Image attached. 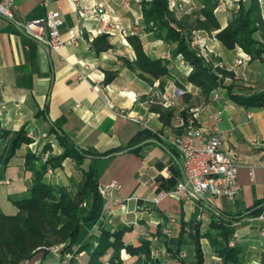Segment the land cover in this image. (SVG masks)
Wrapping results in <instances>:
<instances>
[{
	"label": "crops",
	"instance_id": "obj_1",
	"mask_svg": "<svg viewBox=\"0 0 264 264\" xmlns=\"http://www.w3.org/2000/svg\"><path fill=\"white\" fill-rule=\"evenodd\" d=\"M143 1L148 0H13L12 17L0 15V134L7 132L0 138V172L14 186L6 193H19L24 186L22 191L28 193L33 173L25 167L26 153L59 156L64 152L59 140L63 135L87 152L82 166L94 169L98 191L111 180L118 182V188L106 194L115 201L112 214L103 221H82L75 242L63 243L59 257L47 255L42 264H57L63 258L67 264H89L102 228L122 230L124 246L139 247L144 233L149 234L153 238L148 244L149 258L154 264H187V260L197 264L196 237L203 262L221 264L207 236L214 234L210 224L216 213L235 217L229 237L235 242L238 261L264 264V236L260 234L264 221L255 219L264 201V167L259 165L264 160V104L234 97L264 92V61L250 59L237 65V58L246 54L241 48H226L215 38L218 30H198L213 48V67L227 72L224 79L233 80L231 87L220 85L203 93L188 82L191 66L174 53V44L145 23ZM240 2L247 5L249 0L217 1L214 15L220 28L227 25ZM98 3L104 6L99 13L104 14L103 20L92 11ZM199 6L200 0H189L174 14L180 18ZM259 9L264 20V0H259ZM51 10L62 14L61 37L68 40V30L73 28L77 44L52 50L16 25L44 18ZM254 37L258 39L259 34ZM136 44L146 57L158 62L156 66L142 59L141 66L136 62ZM218 111L221 119L216 124L212 116ZM187 119L213 130L221 150L238 156L241 189L233 198L204 196L190 206L168 194L184 174L176 149L164 138L178 133L180 123ZM20 129L32 136L31 142L22 144L5 162L7 138ZM137 136L140 141L129 145ZM137 144L141 145L134 147ZM77 165L65 157L44 180L54 186H71L76 179L79 185L82 176ZM162 192L167 195L154 202ZM87 196L93 203L89 189L84 201ZM110 253L111 249L101 259L106 261ZM143 256L120 250L123 264H143Z\"/></svg>",
	"mask_w": 264,
	"mask_h": 264
},
{
	"label": "trees",
	"instance_id": "obj_2",
	"mask_svg": "<svg viewBox=\"0 0 264 264\" xmlns=\"http://www.w3.org/2000/svg\"><path fill=\"white\" fill-rule=\"evenodd\" d=\"M217 1L200 0L198 9L200 18L192 21H189V16L186 15L177 18L174 12L168 8V0L142 2L145 23L149 25L151 22L154 26V29L152 26H148L149 29L156 31L158 36L165 39L158 32V29H164L179 42L175 53L182 54L190 66L193 67L192 72L188 75V82L199 87L203 93H208L219 85L218 75L212 71V66L206 64L197 51L190 48V41L192 40L190 37L193 30H204L208 33L218 30L215 33V38L226 48L239 47L249 54L251 59L264 61V20L260 14L259 0H249L247 5L240 2L237 11L231 15L224 28H220L214 15ZM255 33L259 34V39L254 37ZM135 48L137 53L136 62L140 66L141 59L146 63L157 65L158 62L156 60H151L144 55L140 44H136ZM222 72L224 76L227 74L225 71ZM234 97L251 104H264V92L249 95L248 97L243 95H234ZM57 132L61 133L59 130ZM6 133L0 134V138ZM59 140L64 147V152L59 156L49 158L43 163L40 162L42 152L35 154L28 151L26 153L25 167L29 168L33 173L32 183L28 189V194L20 197H8L18 209L17 214H7L0 210V264L6 259L4 258L6 256L12 257V264L25 256L31 258L35 252L33 250H36L39 246H50L55 239L56 242L63 241L64 243L67 241V246H70L76 240L82 221L91 220L96 222L100 217L104 201L99 194L95 172L92 167L85 170L82 176L84 180L74 193L69 192L63 186H54L44 180L49 166L51 168L59 166L65 157H71L80 163L87 155V152L80 151L65 136L59 135ZM138 140L139 137L137 136L129 145H133ZM158 140L160 145L164 146L165 142L161 139ZM30 142L31 139L26 136L23 129L15 132L6 148L5 162L22 144ZM86 189L92 191L94 199L88 215L82 218L80 216V207L84 202ZM55 191L58 192V196ZM22 211H26L27 215H19ZM254 211H256V214L259 212L258 209ZM234 219L235 217L216 213V219L213 218L210 224L214 234L213 236H207L210 238L212 246L216 249L217 255L221 258V264H241L235 254V248L227 244ZM122 232V230L111 231L102 228L98 236L97 245L89 256V264H123L120 257L122 248L130 253H142L145 257L143 264L155 263L149 258L150 248L146 240H143L139 247L124 246L121 241ZM197 238L195 242L197 264H203V256ZM110 249L111 253L108 259L103 261L101 258Z\"/></svg>",
	"mask_w": 264,
	"mask_h": 264
},
{
	"label": "built area",
	"instance_id": "obj_3",
	"mask_svg": "<svg viewBox=\"0 0 264 264\" xmlns=\"http://www.w3.org/2000/svg\"><path fill=\"white\" fill-rule=\"evenodd\" d=\"M188 1L168 0V8L172 11L183 10ZM12 4L13 0H0V15L11 18L10 8ZM103 7L102 3H98L93 5L92 9L101 20L105 18L104 14L99 15ZM16 25L21 28L25 35L44 43L52 50H58L66 43L77 44L78 42L77 32L73 28L68 30V40H64L61 37L59 30L63 25V17L59 10L48 11L44 18L24 23L17 22ZM205 40L196 36H193L191 40V45L203 57H207L209 53H213V48L207 45ZM250 59L251 56L249 54H242L237 58L235 63L241 65ZM212 118L217 124L221 119V113L219 111L215 112ZM190 120L191 123H189L182 133L164 138L176 149L184 174V179L177 182L168 194L173 195L177 199L184 200L190 206L200 201L204 196L223 195L229 199L233 198L241 189L240 183L237 180L238 156L234 152L221 150L219 138L213 130L211 131L195 125L192 119ZM259 165L264 167V160L259 162ZM253 174V167H250L249 175L251 178H253ZM7 182V179L3 180L0 178L1 184ZM117 188L118 182L116 180H111L106 185L99 187V191L104 199L101 211L103 218L112 214L115 205L114 199L106 196V194L110 190ZM166 195L167 193L162 192L156 195L153 201L158 203ZM255 219L264 221V201L261 205V211ZM260 234L264 236V228L260 229ZM143 237L146 240H152V237L147 233H144ZM229 240L228 245L234 246V240ZM35 263L37 264V260ZM64 264H67V262H64Z\"/></svg>",
	"mask_w": 264,
	"mask_h": 264
},
{
	"label": "rangeland",
	"instance_id": "obj_4",
	"mask_svg": "<svg viewBox=\"0 0 264 264\" xmlns=\"http://www.w3.org/2000/svg\"><path fill=\"white\" fill-rule=\"evenodd\" d=\"M180 11V10H179ZM173 12H176V11H173ZM198 8L197 9H194L193 11L191 10L190 11V13L189 14H185L186 16H189V21H192V20H195L196 18H200L199 16V14H198ZM176 16V15H175ZM149 26H152V28L154 29V26H153V24L150 22V24H149ZM159 31L158 32H160L161 33V35L162 36H164L165 37V39L166 40H168L170 43H172V44H174L173 46H174V53H175V51L177 50V47H178V44H179V42L174 38V37H172L171 35H169L164 29H158ZM201 31H195V32H193L192 31V33H191V39H193V36H196V37H198V38H203V39H205V34H203V32H201ZM185 34V33H184ZM201 36H200V35ZM255 36V35H254ZM256 38V37H255ZM257 39V38H256ZM259 39V38H258ZM206 41V43H207V45H209L210 46V43L208 42V40H205ZM190 48L192 49V50H195V51H197L192 45H191V41H190ZM176 54V53H175ZM178 54H180V53H178ZM177 54V55H178ZM182 55V54H181ZM181 55L179 56L180 58H181ZM199 56L200 57H202L203 59H204V61L206 62V64H209V65H211L212 67V71L216 74V75H218V86H220V85H229V87H231L232 86V84H233V80L231 79H224V73L222 72L223 70L220 68V67H213V66H215V62H216V60H215V58L213 57V55H212V53H209L208 54V56L207 57H203V56H201L200 54H199ZM182 58L184 59V61L186 62V64H188V65H190L189 63H188V61L187 60H185V58L182 56ZM215 61V62H214ZM192 70H193V67L191 66V72H192ZM190 72V73H191ZM192 84V83H191ZM199 88V87H198ZM183 88H181L180 90H182ZM191 90H192V87H191ZM189 91V90H188ZM189 92H191L192 93V91H189ZM190 105V107H192V101H191V103H189ZM189 118V117H188ZM191 120H186V121H184V122H181L180 123V125H179V127L178 128H180V130H179V132L178 133H173V135H176V134H180V133H182L183 132V130L184 129H186L187 127H188V125H189V123H191L190 122ZM7 137V136H6ZM13 138V136L11 135V136H8V138H7V143H6V147L9 145V143H10V141H11V139ZM29 138H32V136H29ZM167 142V141H166ZM168 143V142H167ZM170 144V143H169ZM0 150H1V148H0ZM7 152V151H6ZM49 159V155H43V156H41V158H40V162L41 163H43V162H45L46 160H48ZM38 164V163H37ZM39 165V164H38ZM77 166H81V167H78V174H80V176H83V173L85 172V170H88L89 168L86 166V165H83L82 166V162H80V163H78V165ZM51 170H52V168L49 166L48 167V169H47V172H51ZM0 178L1 179H7V183H0V210L1 211H3L4 213H7V214H17L18 213V209L16 208V206H14L13 204H12V202L8 199V197L9 196H11V197H16V196H23V194L25 195V194H28L26 191H22L24 188H25V186L21 189V192H19V193H9V194H7L6 193V191H9V189L11 190V188H13L14 186H13V180L10 178V177H7V176H0ZM84 180V178H82L81 179V182ZM76 179L74 180V182L72 183V185L71 186H68V185H66V186H63V187H65L69 192H71V193H74V192H76V190H77V188H78V183L76 184ZM81 182H80V184H81ZM29 185H27V187H28ZM28 191V190H27ZM55 194H57V196L59 195L58 194V192L57 191H55ZM91 204H92V200H90V197L89 196H87L86 197V200L82 203V205H81V207H80V216H82V218L83 217H85V216H87L88 215V213H89V210H90V206H91ZM101 211H102V209H101ZM19 215H21V216H26L27 215V213H26V211H22V212H20V214ZM102 212L100 213V217H99V219L101 220V221H103L102 219H105V217L103 218L102 216ZM98 219V220H99ZM167 234V233H166ZM230 239V237H228V242L230 241L229 240ZM144 240H146V239H144ZM221 240V239H220ZM148 243L150 242V243H153V238H152V240L150 241V240H146ZM67 242V241H66ZM66 242H64V243H66ZM68 244V243H67ZM228 244V243H227ZM62 246H63V241L62 242H56V239L54 240V243L52 244V245H50V246H47V247H44V246H39L36 250H33V251H35L34 252V254H33V252H32V257L31 258H28V257H23V258H21L20 260H18L17 262H15V263H13V264H36L35 263V261L37 260V264H42V262H43V259L47 256V255H50V254H52V255H54V256H58L59 257V255H60V251L62 250L61 248H62ZM229 246V245H228ZM68 255V254H67ZM42 256H43V258H42ZM4 258H6L5 260H3L2 261V264H12L11 262L13 261V259H12V257H10V256H6V257H4ZM143 258H145L144 256H143ZM66 258H63V260H62V262H59V263H57V264H64V260H65ZM191 262H189L188 260H187V264H190ZM203 264H207V263H205V262H203Z\"/></svg>",
	"mask_w": 264,
	"mask_h": 264
},
{
	"label": "water",
	"instance_id": "obj_5",
	"mask_svg": "<svg viewBox=\"0 0 264 264\" xmlns=\"http://www.w3.org/2000/svg\"><path fill=\"white\" fill-rule=\"evenodd\" d=\"M146 141H148V142H153V141H154V142H156V141H155V140H153V139H149V140H146ZM146 141H144V142H146ZM144 142H141V144H142V143H144ZM156 143H157V142H156ZM141 144H137V145H136V146H134V147H137V146H139V145H141Z\"/></svg>",
	"mask_w": 264,
	"mask_h": 264
}]
</instances>
